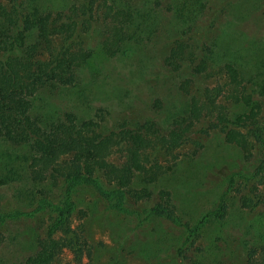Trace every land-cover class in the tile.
Here are the masks:
<instances>
[{"label":"trees","instance_id":"trees-1","mask_svg":"<svg viewBox=\"0 0 264 264\" xmlns=\"http://www.w3.org/2000/svg\"><path fill=\"white\" fill-rule=\"evenodd\" d=\"M96 1L57 0L54 18V10L46 8V0L0 2V186L19 187L18 197L25 198L27 205L14 214L0 211V221L39 219L46 229L45 235L37 238L35 251L19 264H63L61 255L65 250L76 256L82 254L83 239L71 223L75 211L71 196L78 188L93 190L108 211L132 215L133 205L147 204L152 216L186 230L194 239L209 220L215 218L222 224L225 219L223 206L197 225L186 221L178 214L172 191L158 187L162 168L147 155L158 144L175 148L188 141L206 116L207 99L193 98L190 105L185 104L172 118L168 117L171 122L150 118L137 127L128 121L110 126L104 109L88 118L69 107L54 108L51 104L57 90L81 81L82 67L95 56L96 39L93 43L82 34L108 33L100 45L111 58L125 56L142 46L155 47L154 42L161 38L159 29L171 33V27L168 30L161 24L166 18L171 19L176 31L182 29L183 35L194 40V35L206 33L213 25L217 1L103 0L107 9L104 22L86 24ZM228 5L232 16L226 25L231 31H240L246 20L237 16L232 1ZM68 14L67 21L71 23L65 20ZM78 17L85 18L83 23L76 22ZM53 31L66 34L60 52L35 61L38 49ZM260 38L264 41V36ZM75 40H79L78 49ZM217 43L215 37L210 48L203 46L212 52ZM195 45L190 48L201 50ZM224 69L232 81V94H236L230 100L244 112L220 115L218 124L225 141L238 147L248 162H255L259 174L264 170V127L258 121L264 106V83L253 84V79L245 83L244 71L232 63ZM118 151L125 154V160L112 162V155ZM46 184L63 186L58 203L45 193ZM37 189L42 196L36 199ZM259 204L264 214V200ZM88 257L94 262L91 251ZM182 264L206 263L203 256H182ZM248 264H264V246L257 263L249 257Z\"/></svg>","mask_w":264,"mask_h":264},{"label":"rangeland","instance_id":"rangeland-1","mask_svg":"<svg viewBox=\"0 0 264 264\" xmlns=\"http://www.w3.org/2000/svg\"><path fill=\"white\" fill-rule=\"evenodd\" d=\"M11 1L0 0L5 4ZM56 1L46 0V8L54 10L53 18L58 13ZM215 1L218 13L213 25L206 33L194 35V40L183 35L182 29L176 31L169 22L171 19L166 18L161 24L168 30L171 27V33L159 29L162 39L154 42L155 47L142 46L125 56L111 58L100 45L108 33L103 30L104 33L92 36L82 34L88 41L96 39L95 56L82 67L81 81L57 90L51 96V104L54 108L69 107L88 118L104 109L109 114L110 126L128 121L137 127L139 122L150 118L171 122L169 118L175 111L190 105L193 98L207 99L206 116L188 141L175 148L158 144L147 155L162 168L158 187L172 191L178 214L186 221L197 225L223 206L225 219L222 224L215 218L209 220L194 239L186 230L152 216L147 204L133 205L132 215L108 211L93 190L78 188L71 196L75 203L71 223L84 246L77 256L65 250L61 255L63 264H182V256L189 259L203 256L206 264H248L249 257L257 263L264 246V214L259 204L264 200V170L258 174L257 164L248 162L238 147L225 141L218 121L220 115L244 112L230 100L236 94H232V81L224 69L227 63L244 71L245 83L250 79L253 84L264 83V41L260 38L264 36V0ZM231 1L237 16L246 20L240 31H231L226 25L232 16L228 5ZM93 10L85 23H103L107 15L103 0H97ZM67 17L70 18L69 14L66 21ZM82 18L75 20L81 24ZM65 37L63 31H53L34 60L55 56ZM215 37L217 46L209 52ZM197 44L201 50L190 48ZM258 121L264 127V106ZM124 160L121 151L111 157L116 163ZM62 188L46 184L44 191L58 203ZM18 191L19 187L0 186V211L14 214L27 206L26 199L18 197ZM35 196L36 199L42 196L39 189ZM45 230L39 219L0 221V264H19L35 251L37 238L44 236ZM260 242L262 245H257ZM89 251L94 262L88 257Z\"/></svg>","mask_w":264,"mask_h":264}]
</instances>
